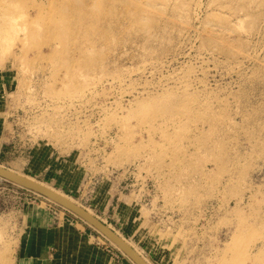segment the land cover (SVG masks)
<instances>
[{
  "label": "rangeland",
  "instance_id": "obj_1",
  "mask_svg": "<svg viewBox=\"0 0 264 264\" xmlns=\"http://www.w3.org/2000/svg\"><path fill=\"white\" fill-rule=\"evenodd\" d=\"M3 142L148 264H264V0H0ZM34 214L133 264L3 179L0 264Z\"/></svg>",
  "mask_w": 264,
  "mask_h": 264
},
{
  "label": "crops",
  "instance_id": "obj_2",
  "mask_svg": "<svg viewBox=\"0 0 264 264\" xmlns=\"http://www.w3.org/2000/svg\"><path fill=\"white\" fill-rule=\"evenodd\" d=\"M6 143L0 144V158ZM6 154V153H5ZM28 215L27 225L15 229L10 264H123L117 262L97 247L95 239L84 233L85 227L77 222H53L49 215ZM133 212L130 213V218ZM109 218V217H107Z\"/></svg>",
  "mask_w": 264,
  "mask_h": 264
},
{
  "label": "water",
  "instance_id": "obj_3",
  "mask_svg": "<svg viewBox=\"0 0 264 264\" xmlns=\"http://www.w3.org/2000/svg\"><path fill=\"white\" fill-rule=\"evenodd\" d=\"M0 179L6 182L12 183L22 189L33 192L40 197L68 210L74 214L89 226L97 230L103 237L113 242L133 264H147L146 261L118 234L112 231L102 221L98 220L95 216L91 215L88 211L74 204L64 196L54 192L46 186H43L39 182L22 176L12 170H9L3 166H0Z\"/></svg>",
  "mask_w": 264,
  "mask_h": 264
},
{
  "label": "bare ground",
  "instance_id": "obj_4",
  "mask_svg": "<svg viewBox=\"0 0 264 264\" xmlns=\"http://www.w3.org/2000/svg\"><path fill=\"white\" fill-rule=\"evenodd\" d=\"M17 173V172H16ZM18 174H20V173H18ZM20 175H22V176H25V175H23V174H20ZM25 177H27V176H25ZM27 178H29V177H27ZM29 179H31V178H29ZM32 180H34V179H32ZM35 181V180H34ZM37 182V181H36ZM40 184H42V183H40ZM43 186H46L45 184H42ZM46 187H48L49 189H51V190H53L54 192H56V193H58V194H60V195H62V196H64L65 198H67L68 200H70L71 202H73L74 204H76V205H78L73 199H71V198H69L68 196H66L65 194H63V193H61V192H59V191H57V190H55L54 188H52V187H49V186H46ZM79 206V205H78ZM63 208V207H62ZM82 208V207H81ZM65 209V208H64ZM90 213V212H89ZM91 214V213H90ZM92 215V214H91ZM124 240V239H123ZM126 242V241H125ZM113 243V242H112ZM114 244V243H113ZM115 245V244H114ZM121 250V249H120ZM121 252L123 253V251L121 250ZM124 254V253H123ZM125 255V254H124ZM126 256V255H125ZM142 257V256H141ZM146 261V260H145ZM146 263H147V261H146ZM148 264V263H147Z\"/></svg>",
  "mask_w": 264,
  "mask_h": 264
}]
</instances>
